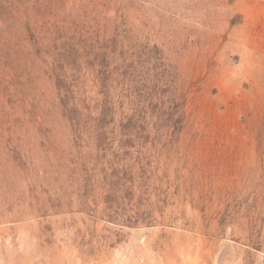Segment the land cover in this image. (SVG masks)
<instances>
[{
    "label": "rangeland",
    "instance_id": "1",
    "mask_svg": "<svg viewBox=\"0 0 264 264\" xmlns=\"http://www.w3.org/2000/svg\"><path fill=\"white\" fill-rule=\"evenodd\" d=\"M0 264H264V0H0Z\"/></svg>",
    "mask_w": 264,
    "mask_h": 264
},
{
    "label": "trees",
    "instance_id": "2",
    "mask_svg": "<svg viewBox=\"0 0 264 264\" xmlns=\"http://www.w3.org/2000/svg\"><path fill=\"white\" fill-rule=\"evenodd\" d=\"M105 116H106V113L105 114H103V117H101L102 119H103V121L105 120L104 118H105ZM101 121V120H100ZM100 123H102V122H100Z\"/></svg>",
    "mask_w": 264,
    "mask_h": 264
},
{
    "label": "bare ground",
    "instance_id": "3",
    "mask_svg": "<svg viewBox=\"0 0 264 264\" xmlns=\"http://www.w3.org/2000/svg\"><path fill=\"white\" fill-rule=\"evenodd\" d=\"M256 73V72H255ZM246 81V80H245ZM259 127V126H258Z\"/></svg>",
    "mask_w": 264,
    "mask_h": 264
}]
</instances>
